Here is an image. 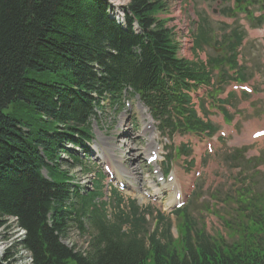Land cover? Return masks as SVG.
<instances>
[{
  "label": "trees",
  "instance_id": "16d2710c",
  "mask_svg": "<svg viewBox=\"0 0 264 264\" xmlns=\"http://www.w3.org/2000/svg\"><path fill=\"white\" fill-rule=\"evenodd\" d=\"M166 1L129 0L122 26L107 15L105 0H0V227L6 217H16L33 264H264V219L247 216L231 230L228 223L226 240L197 227L184 207L176 211L177 237L168 232V222L159 231L163 216L146 236L134 200L132 216L120 211L116 221L95 206L101 196L99 171L94 189L81 194L62 169L60 149L87 150L96 109H103L104 100L121 104L127 92L165 127L214 131L197 116L190 95L209 83L210 72L176 57V46L157 16L166 10ZM198 30L196 47L208 39L201 25ZM231 37L232 54L211 60L210 66L237 64L235 48L242 34L234 30ZM29 71H67L71 79L69 84L44 83L29 77ZM35 113L45 117L39 129L30 120ZM112 191L119 205L122 197ZM244 203L247 209L252 205ZM75 215L80 229V218L87 217L95 230L86 250L61 241ZM128 223L130 229L124 230Z\"/></svg>",
  "mask_w": 264,
  "mask_h": 264
},
{
  "label": "rangeland",
  "instance_id": "374dc122",
  "mask_svg": "<svg viewBox=\"0 0 264 264\" xmlns=\"http://www.w3.org/2000/svg\"><path fill=\"white\" fill-rule=\"evenodd\" d=\"M120 1L127 2V0ZM233 3L234 0H167L166 10L159 14L158 17L164 19L168 27L181 25L179 26L180 28H185L182 22L184 18L192 12L197 25H193L192 28H190L189 32L191 33L195 30V27L196 30L198 29L201 15H205L211 36L210 45L206 46V51L204 50V53L207 55L208 53H213L212 43L216 35L221 34L218 29L219 19L229 22L234 20L240 23L239 19L245 18L243 14L235 17H231V15L228 16L227 14L218 17L217 14H213L216 13L212 11L213 8H217V10L233 8ZM259 8L260 3H254L250 7L253 12L258 11ZM256 14H258V12H256ZM247 22L251 23L249 20H247ZM259 29L263 31L264 24ZM176 34L177 32L172 35L174 40H176ZM197 50L200 51L202 49L198 48ZM238 51L239 63L246 65V72L248 74L250 73L251 76L253 72L258 74L260 76L259 86L264 87V39H259L255 36H246L242 47L239 48ZM204 53H199L195 55L194 58L198 56L199 60H204L206 58ZM184 54L189 56L188 52ZM27 74L29 77L44 83L64 82L69 84L71 79L67 71H59L57 73L50 71H29ZM64 75L68 78L64 79ZM251 76L248 77L250 78ZM227 92H229V87L225 85L220 95ZM201 93L202 90H198L196 94L195 92L193 93V96L195 95V97H197V99H194V104H196L194 107L197 109L199 115L203 116V112L199 109L197 101H200L201 98L204 99V102L207 100ZM258 99L259 98H256L254 100V106L256 109L259 108L260 111L248 115V119H258L261 117V110H264V101L259 104ZM126 100L129 102V106L125 108L122 106L113 107L108 100H104L103 109H97L99 112L97 113V117L91 120V133L93 137L92 141H90L91 144L95 143L94 150L96 154L90 152L83 157V153L78 155L72 149H69L72 152L67 153L62 152L64 147L60 149V153L62 154V167L70 170L73 176V184H78V186H80V192L85 193L86 191H92L94 185L87 184V178L92 175L93 178L96 177L95 172L99 169L102 171L105 176L101 185L102 196L95 199L94 203L101 207H103V203L105 204L104 208L108 220H114L115 214H118L119 209H124L128 213L129 206L127 205L130 204L131 200H135V204L139 209L146 212V220L142 226L143 232L146 235H149L155 230V223L158 220L159 214L170 219L172 233L174 236L177 235V220H175L176 217L172 214L173 209H175L174 205H172L170 211L164 206V202L170 193L165 187L166 185H163L161 194L158 196L152 197L149 193L145 194V192H152L153 187H150L152 186V180H156L157 176H161V171H164L166 167L164 162L168 156L170 173H177L179 181H183V192L186 195L191 192L193 189V182H195L196 196L189 200L192 201L191 213L198 222V226H201L203 223L210 235L221 233L226 236L228 229L226 225H224V221H220L214 214L207 212L205 206H213L215 213L219 212L220 215H223L222 217L224 219L230 221L236 220L232 217L236 211H239L243 207L245 208V206L238 201L239 195L234 197L231 201H228L227 205L223 204L221 200L225 192H232L233 185L238 178H240L242 186L248 184L247 191L249 192L247 193V201H249V198H252L257 205L264 203V139L261 141H248V135L251 132L250 128H244L237 124L235 126L237 131L236 135L229 136L228 130L226 131L223 126L220 115L216 112L214 115L210 114L209 116V119L213 121L218 128V131L212 137L208 138L186 134L182 136L176 135L171 140H168L166 136H161L156 132L155 123L149 117L148 111L146 110L147 113L141 112V103L137 100L136 96L127 98ZM239 102L238 98L230 99V103L233 105H237ZM143 117H147V121H149V128L146 130L142 128ZM44 118L42 114L35 113L30 120L34 123L33 125L39 129V127L43 125ZM263 126L264 124L261 123L256 126V128H264ZM219 130H225L226 135L222 139L218 136ZM152 136L155 137L159 147L164 146V144L165 146L161 151L159 160L153 163L152 166H148L141 156L144 148H147V144ZM215 139L218 142H216ZM206 144L211 145V153L207 151ZM182 145L188 147V155H176L171 153L172 148ZM241 146L246 148L244 153L236 154V159L230 157L234 148ZM134 147L135 149H133ZM76 155L78 158L80 157L82 162L81 165H75L72 162V157ZM191 158L194 160V163L190 165L187 163V160ZM233 160H236L238 164ZM104 164L112 165L114 169H116L118 178L126 183L124 189H119L116 183L113 181L110 182L101 169ZM85 168H89V171H84ZM154 169L159 170V173L154 175L152 172ZM195 172H199L200 175L196 176ZM43 173L46 175L45 171H43ZM193 176L194 179H192ZM112 188L118 189L123 198V203H121L119 207L116 205V199L112 193ZM240 189L241 188H237L238 194L241 192ZM200 195L204 197L202 203H199L197 199ZM212 203L216 205H212ZM77 217L78 216L75 215V220L70 222L68 237L62 239V242H65L69 247L75 248V250H86L87 241L90 240V236L95 233V230L91 226L90 221L85 220L86 231H80L78 229V221L76 220ZM160 228H162V226ZM128 229L129 226L124 225V230ZM17 232L18 228L15 224L11 227L0 229V245L4 242H8V245L12 246L16 241ZM15 249L16 259L14 263L24 262L23 247L16 244Z\"/></svg>",
  "mask_w": 264,
  "mask_h": 264
},
{
  "label": "bare ground",
  "instance_id": "6f19581e",
  "mask_svg": "<svg viewBox=\"0 0 264 264\" xmlns=\"http://www.w3.org/2000/svg\"><path fill=\"white\" fill-rule=\"evenodd\" d=\"M107 2L110 4V9L108 7H106V13L112 15L116 19L122 20V7L126 2H121L120 0H107ZM141 111L144 112V109L141 108ZM259 141H261V140H259ZM133 149H135V147ZM170 186L172 188L173 187L179 188L183 191V186L181 185V183L179 182L177 177H175L174 181L170 184ZM159 192H160V189L157 188V189H154L153 194L156 195V193H159ZM174 192L175 191H172L171 196L165 202V206L167 208H169L171 206V204L173 203ZM5 219H6V222L4 225H2L0 227V229L2 230L4 228L11 227L13 224H15L18 228V232H17L18 234L16 236V241L14 242V244L12 246H9L8 242H4L2 245H0V258L3 260L2 263L3 264H33L32 256H31L29 250H27L21 243V241L25 237V231L20 226H18L16 224V221H17L16 217L8 216ZM16 244L21 245L23 247V254L25 257L24 262L14 263L15 259H16V249H15ZM5 256H7L6 259L4 258Z\"/></svg>",
  "mask_w": 264,
  "mask_h": 264
}]
</instances>
